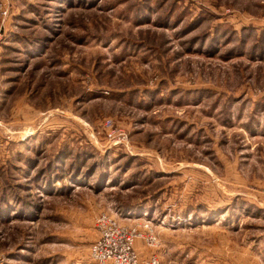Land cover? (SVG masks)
Instances as JSON below:
<instances>
[{
  "label": "rangeland",
  "instance_id": "rangeland-1",
  "mask_svg": "<svg viewBox=\"0 0 264 264\" xmlns=\"http://www.w3.org/2000/svg\"><path fill=\"white\" fill-rule=\"evenodd\" d=\"M10 3L0 264H99L104 213L152 221L142 258L264 264V0Z\"/></svg>",
  "mask_w": 264,
  "mask_h": 264
},
{
  "label": "built area",
  "instance_id": "built-area-1",
  "mask_svg": "<svg viewBox=\"0 0 264 264\" xmlns=\"http://www.w3.org/2000/svg\"><path fill=\"white\" fill-rule=\"evenodd\" d=\"M10 0H0V31L11 13ZM1 35V34H0ZM108 136L114 138L116 127L111 119L107 120ZM97 237L91 244V257L99 264H162L156 253L142 258L137 241L144 246L156 247L159 240L151 220L142 218L135 225H126L113 214L104 213L96 219Z\"/></svg>",
  "mask_w": 264,
  "mask_h": 264
},
{
  "label": "crops",
  "instance_id": "crops-1",
  "mask_svg": "<svg viewBox=\"0 0 264 264\" xmlns=\"http://www.w3.org/2000/svg\"><path fill=\"white\" fill-rule=\"evenodd\" d=\"M139 251V250H138Z\"/></svg>",
  "mask_w": 264,
  "mask_h": 264
}]
</instances>
